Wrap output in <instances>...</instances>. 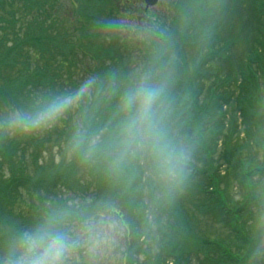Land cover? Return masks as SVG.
Listing matches in <instances>:
<instances>
[{"label":"rangeland","instance_id":"374dc122","mask_svg":"<svg viewBox=\"0 0 264 264\" xmlns=\"http://www.w3.org/2000/svg\"><path fill=\"white\" fill-rule=\"evenodd\" d=\"M193 1L160 0L152 10V13L157 15L160 18L159 22H161L157 23L156 27H153V23L151 25L145 23L146 25L142 26L143 22H140L141 19L149 22L145 18H140L138 21L137 15L139 10L137 0H131L133 3H130L129 0H118L127 15L116 13L114 16L108 14L107 2L102 4L104 5L102 9H100L98 4H93L95 17L90 18L93 27L94 25L98 26L103 21L105 26L102 27V30L98 31L96 36V39H99L98 41H95V39L93 41L86 40L88 43L84 42L89 46V49L86 48V45L78 43L77 40L80 39L81 35L90 30V24L85 27L81 26V23L75 16L70 0H44L39 7L33 4V9H24L21 7L22 0H13L8 4H3L2 7L6 6V11H12L10 13L15 20L16 28L20 32H23L27 28V25L40 23L43 27H46L48 36L59 35V43L62 45L67 40L74 44L73 62L66 63L61 60L63 63L61 70L65 71V74L71 72V77L64 80V85L74 81L81 94V97L78 99H82L87 104V107H90V96L96 82L93 76L90 75V71H95L99 66L104 67L115 64L116 58H118L117 60L125 62V66L130 68L135 77H139L141 83H146V78L153 71L152 63L147 54V48L154 52L157 38L165 39L166 31L171 32L175 36L176 34L173 31L176 32L178 28L185 27L187 24L184 20L187 22L192 21L193 26L198 29L200 28L209 41H213L211 39L212 36L217 34L220 37V41H216L219 45L215 43L213 49L221 46L222 53L225 57H228V63H225L224 67L213 63L212 67L214 68L210 70L212 74H207L203 79L202 92L205 99L209 97L208 87L212 86L215 81L218 80L220 82L222 79V77L221 79L213 78L216 69L220 76L227 73L228 69L232 72V76H237V71H240V65L244 64V62H250L254 72L259 76L257 92L264 91V82L261 80L263 75L262 69L257 66L256 60L253 62L249 58V54H253L255 50V53H259L263 57L262 60H264V37H262L264 29L258 30L259 27L254 18V8L260 11V3L264 2V0ZM86 2L90 6V0H86ZM183 15L185 17L184 20ZM109 16H114L116 20L113 22L108 21L110 19ZM216 25L219 28H214ZM138 26L148 29L146 36L149 38L153 36V39L147 40L146 43L142 42L139 38L142 36L138 34L140 30ZM94 34L95 30H93L92 36ZM226 36L235 39L236 43L234 45L229 43L228 47L225 46V43H228L230 39H224ZM239 37L241 41L237 42L236 40ZM254 37L258 40L254 39ZM261 41L262 44L260 43ZM202 44L204 42H196L185 48L184 57L190 67H192V63L197 59ZM35 50L30 45L25 51L27 56L33 55L30 57L32 66L43 62L42 58L36 59L37 56L35 57V55H38L39 51ZM55 51L52 52V55H46V58H55ZM70 51L72 53L71 49ZM114 53L115 55L110 57ZM177 60L182 61L180 59ZM138 69L141 72L140 75H137ZM156 73L160 77L162 73L164 74V72L160 71H156ZM1 74L3 75L4 71ZM222 87L228 88L225 93H236L235 91L237 90L230 83L228 86L225 84ZM82 89L83 91H81ZM63 90L70 91L69 94L76 93L72 89L65 87H63ZM118 96L119 93L116 92L113 98L117 100ZM262 96H264V92ZM260 102L264 103V97L261 98ZM114 107L117 114L116 105ZM214 108V112L218 116L217 118L222 122L220 123L222 125V128H220L222 138L225 136L226 139V135L229 132L228 137L229 140L231 139V142L238 140L244 142V124L251 121L252 117L248 116L247 120L244 121L241 118L236 101L229 100L228 103L223 104L224 109L218 105H215ZM110 109L111 106L105 104L103 112L107 114ZM79 111L80 108L76 101L70 109L63 113V124L57 119L47 126L38 128V130H24L19 139L12 140L11 138L16 136L19 130L10 126V117L15 113H23V111L16 104L14 106L11 104L7 106L0 98V128L3 125H6L7 128L8 125V129L4 133V144L1 143L0 146L10 153L11 157H7L10 162L13 161L14 164L24 163L21 174L10 164L0 163V212L4 211L1 216H4L6 219L5 223L0 222V234L9 236L11 242L6 245L8 250L11 247L13 239L16 237L11 234L14 233L13 230L18 222L17 217L14 216H31L34 213L33 209L37 211L44 209L46 220L49 218L58 219V226L67 232L70 237L79 241L78 247L75 248L69 258V264H138L142 261L147 251L156 252L161 240L172 232L179 235V239L189 243L198 242L203 236L207 238H222L221 240H224L226 236H230L229 238L232 240L234 234L226 222H221L217 218H214L212 212H208L207 210L202 212L200 206H198L201 200H204L206 197L205 194L207 193L204 191V193L193 196L194 198L187 191L182 192L181 199H177L176 196L173 197L169 194L168 198L164 201L163 196L161 197L162 191L150 189L149 185L146 184L149 178L155 181L153 182L155 185L168 182L170 177H173L172 183L175 184L177 179L174 176L175 172L173 170L169 174L161 175L160 177L152 174L151 162L147 156L149 151V143L147 142L143 145L137 144L136 146L132 144L126 148L129 154L132 151L139 154L137 161L141 170L142 183L144 184H142L141 189L134 191L135 188H133V193L128 195L130 196L128 201L120 199L117 204L110 202L109 205H106L107 195L105 197L101 195L91 197L93 192L92 188H90L91 170L98 159L97 157H104L106 163L109 164L113 160H122L128 156L118 157L117 154L122 155L120 151L123 150L117 147L108 152L95 153L96 150H101L102 147L99 146L105 140L112 141L117 136L122 135V130L120 131L121 134L117 131L108 139H105L101 133L92 131L88 139L84 141L82 140V136L85 129L92 123L91 114L93 111L90 110V117H88L87 112L80 116ZM219 114L221 115L219 116ZM258 114L264 118V108H258ZM206 121L209 120L207 119L204 122ZM173 126L175 125L172 124L171 129ZM16 131L17 133L15 134ZM31 131L34 133V136L36 135L35 137H23L24 132L31 133ZM173 134H175L177 139L176 133ZM43 137L45 141L39 142L40 144L35 147L38 142L37 139ZM259 137L261 138L262 134H259ZM179 139H177L178 147L184 149L185 144L182 143L183 139ZM4 146L6 147L4 148ZM95 146H97L95 150H90V147ZM82 147L85 150L82 155L84 162L81 167L74 170V173L77 174L74 184L69 180L58 181L53 183V187L50 189H40L19 181L15 185L8 184L9 181H15L14 179L20 176L26 178L32 176L30 177L32 179L44 174L51 176L63 169L70 171L75 163L77 149H82ZM222 147V139H220L217 141L216 146L219 154L223 152ZM64 151L68 153L67 157L64 156ZM72 153L75 156H71ZM21 154H24V159L20 157ZM214 155L216 159L213 160L217 161L218 156ZM35 156L37 157L36 167L33 163ZM196 159L194 158L193 162H196ZM220 159L219 157V162ZM201 165L199 163V168L203 167ZM220 166L221 174H223L225 167L222 164ZM178 180V183L182 184L185 176H180ZM190 181L198 182V179L194 178ZM135 185L136 181H133L131 186ZM228 192L236 203H239L238 201L243 200L245 197L243 189L239 188L234 178L230 179ZM185 195L190 197L184 198ZM6 198H9L10 201L6 202ZM134 199L141 201V206L132 207L131 201ZM112 200L116 202L118 198H112ZM166 204H174L177 210H180L182 216L174 217L171 206L167 207L165 206ZM257 210H259V207H254V211ZM242 211L239 212L244 214L241 222H244L246 226L255 225L259 222L258 216H256L255 220L254 216L247 215V212L250 211L249 208ZM117 212L118 215L116 214ZM8 213L14 215L13 218H7ZM128 216H131L133 226L130 225ZM8 221L9 223H7ZM124 221L130 228L129 233L124 228ZM170 228L171 230H169ZM94 234L100 235L101 239L95 249H90L88 241ZM231 251L235 252V248L232 247ZM262 253L264 254V250H262ZM4 259L1 258L0 260Z\"/></svg>","mask_w":264,"mask_h":264},{"label":"trees","instance_id":"16d2710c","mask_svg":"<svg viewBox=\"0 0 264 264\" xmlns=\"http://www.w3.org/2000/svg\"><path fill=\"white\" fill-rule=\"evenodd\" d=\"M11 1L13 0H0V98L7 106H10V104L14 106L16 104L23 113H29L53 97L69 94V92L63 90V87L76 86L74 81L64 85V80L71 77V72L65 74V71L61 70L63 66L62 61L66 63L73 62L74 44L67 40L62 45L59 43V35L48 36L46 27H43L40 23L27 25V28L23 32H20L16 28L15 20L10 13L12 11H6V6L2 7L3 4H8ZM70 1L81 26L85 27L90 24L89 32L81 35L80 39L77 40L78 43L83 45L88 43L86 40H95L98 34L96 26L94 25L93 27L90 21V18L95 17L93 4H98L100 9H102L104 6L102 4L107 2L109 8H107L108 14L114 16L116 13L125 15V10L118 0H90V6H88L86 0ZM43 2L44 0H22L21 7L33 9V4L39 7ZM262 8L264 9V3ZM114 16H109V21L113 22L116 20ZM146 18L154 24V27H156L157 23H160L157 20L158 16L152 12H149ZM35 21L38 22L36 19ZM256 24L259 27L258 30L264 29L257 20ZM216 28H219L218 25H216ZM93 30H95V34L92 36ZM173 33L176 35L173 36L169 32L167 40H164L165 45L163 46L162 53L156 50L153 52L146 47L152 65L158 64L157 69L153 70L146 78V83L163 87V96L158 101L156 107L158 114L163 117L166 133L165 140L169 145L171 153V155H161L153 150L149 143L147 156L151 162L152 174L154 176L167 175L173 170L177 180L173 184V177L168 176L170 177L168 182L155 185L153 184L155 181L149 178L146 184L149 185L151 190L162 191L161 197L163 196L164 201L168 198L169 194L173 197L176 196L177 199H181L180 196L185 191L192 198L200 193H207L205 194V199L201 200L198 204L201 211L207 210L208 212H212L214 218H217L221 222H226L234 235L232 236V240H230V236L224 237V240H221L222 238H207L203 236L200 239L197 237L199 239L198 242L189 243L179 239V235L172 232L174 235L169 234L161 240V245H159L156 252L147 251L142 261L138 264H264V254L262 253V250H264V118L258 114V108H264V103L260 102L261 98L264 97L262 96L264 91L257 92L259 76L254 72L250 62H244V64L240 65V71H237V76H232L230 69L223 76H220L216 69L213 78L221 79L222 77V79L220 82L218 80L215 81L212 86L208 87L209 97L205 99L202 92L203 79L207 74H212L210 70L214 68L212 67L213 63L223 66L225 63H228V57H225L222 53L221 46L217 50L213 49L214 44L211 41L208 42L206 39L195 41L194 43L204 42L202 49L205 51V54L201 56H204L205 59L195 61L192 64L193 71H185L180 68L176 57L173 54L171 55L170 51L173 47L170 42L182 44L186 43L189 38H187L185 33L177 30L176 32L173 31ZM214 36L217 41H220V37L217 34ZM227 38L230 37L226 36L224 39ZM254 39L257 38L254 37ZM98 40L97 38L95 41ZM236 41L240 42L241 38H237ZM229 43L234 45L236 43L235 39L230 38L229 42L225 43V46L228 47ZM260 43L262 44V41ZM30 45L33 46L34 50L36 49L35 51H39L35 57L37 56L36 59H43L41 64L31 65L30 57L33 55L27 56L25 54ZM178 47L180 48L181 46ZM86 48L89 49V46L86 45ZM179 48L177 49L178 53ZM53 51H55L56 57L53 59L46 58V55H52ZM249 58L253 62L256 60L257 66L262 69L263 75L261 80L264 82L263 57L259 53L256 54L254 50L253 54H249ZM115 65L99 66L95 71L90 72L98 75L102 83L105 84L103 88L110 87L112 83L116 86L112 87V89H106L108 94L114 95L116 92L114 88L119 89L117 100L112 98L117 101L118 113L116 114L115 107H111L107 114L102 116V112H95L92 118L94 120L100 116H102V119L109 118V122L116 127V129L114 128L115 133L116 130L120 133L123 123L129 115L121 107L122 98L129 90L139 86L141 81L138 76L135 77L129 67L125 66L124 62L117 64L120 65V75L115 76L116 80L105 76L103 73L105 69L116 72ZM2 71H4L3 75L1 74ZM156 71L164 72V74L162 73L160 77ZM140 74L137 73V75ZM218 83L222 85H218ZM229 83L237 88L236 93H225L228 88H223L222 86H225V84L228 86ZM229 100L237 102V108L244 121L247 120L248 116L252 117L251 121L244 124V142H240L239 140L231 142V139L229 140L228 137L229 132L226 135V139L225 136L224 138L221 136L222 131H220V128H222V125L220 123L222 122L217 118L214 106L218 105L220 108H223V104L228 103ZM101 109L103 110V108ZM85 112L90 117V107H87V105L86 107H80L79 114L83 115ZM207 119L209 121L204 122ZM58 120L63 124L62 116ZM172 124L175 126L171 129ZM7 129L8 125L7 128L6 125L0 128V145L1 143L4 144V133H6L5 130ZM18 130L19 133L13 136L12 140H17L21 137V133L24 130ZM204 132L206 133L204 134ZM173 133H176L177 139H183L182 143L185 144L184 149L178 147L176 136ZM259 134H262L261 138ZM26 136L35 137L36 135L34 136V133L31 131V133L24 132L23 137ZM121 137L122 135L118 136L116 144H106L101 150L95 151V153L108 152L117 147L123 150L120 151L122 155L117 154L118 157L128 156L122 160H113L109 164L106 163L104 157H97L98 159L92 167L90 188H92L93 192L91 197L99 195L105 197L107 195L106 205H109L110 202L117 204L120 199L128 201V198H130L128 195L133 193L132 189L135 188L134 191L141 189L143 184L140 166L137 161L139 154L132 151L133 153L131 152L130 155L129 151L122 146ZM171 138L172 140L169 141ZM85 139H88L87 136L82 137V140L85 141ZM220 139H222L223 152L219 154L216 146L217 141ZM37 140L38 142L35 147L40 144L39 142L45 141L44 137ZM136 145L137 143H133V146ZM97 146L90 147V150H95ZM83 152H85L84 147L77 149L76 156L72 153L71 156H75V163L70 171L63 169L51 176L44 174L32 179H30L32 176L28 178L20 176L15 178V181H9L8 184L15 185L19 181L40 189H50L53 187V183L58 181L69 180L74 184L76 182L75 176L77 175L74 173V170L83 165ZM63 154L67 157L68 153L64 151ZM214 154L218 156V160L219 157L221 158V163L218 160H213L216 159ZM8 156L11 157L8 150L2 149L0 146V163L10 164L21 174L24 163L14 164L13 161L10 162L7 159ZM20 157L24 159V154H21ZM194 158L196 162H193ZM36 159L37 157L35 156L34 166ZM199 163L203 165L202 168H199ZM221 164L225 167L223 174H221ZM183 175L185 176V180L182 184H179L178 178ZM194 178L198 179V182L190 181ZM233 178L236 179L239 188L243 189V193L245 194L244 199L238 201L239 203L234 202L228 192L230 179L232 180ZM133 181H136L135 186H131ZM116 197L118 200L115 202L112 198ZM189 197L188 195L184 196V198ZM5 201L9 202L10 199L6 198ZM141 204V201L136 199L131 201V205L133 206L139 207ZM165 206H171L174 217L182 216L180 210L178 211L174 204H166ZM256 206L259 207L258 213L254 211V207ZM248 208L250 211L247 212V215L254 216L255 220L256 216H258L259 222L255 225L246 226L244 222H241L244 214L239 212H243V209L247 210ZM33 211L34 213L27 217L23 215L14 216L8 213L7 218H13L14 216L18 219L13 230L14 233H11L13 236H17L23 230L34 228L46 220L44 209L38 211L33 209ZM2 212L4 211L0 212V222L5 223L6 219L4 216H1ZM183 218L187 220L185 216ZM10 242L11 240L8 235L0 234V259L7 257L9 250L6 248V245ZM232 247L235 248V252L231 251Z\"/></svg>","mask_w":264,"mask_h":264},{"label":"clouds","instance_id":"9594fccd","mask_svg":"<svg viewBox=\"0 0 264 264\" xmlns=\"http://www.w3.org/2000/svg\"><path fill=\"white\" fill-rule=\"evenodd\" d=\"M163 92L162 86L141 83L124 95L121 107L129 113L122 127L124 148L133 143L143 145L147 142L161 155H171L165 140L163 117L156 107ZM79 95L80 92L53 97L32 112L15 113L10 117V126L20 130L47 126L70 109ZM58 225V219L49 218L34 228L20 232L0 264H69L79 241ZM100 239V235H92L88 241L90 249H95Z\"/></svg>","mask_w":264,"mask_h":264}]
</instances>
